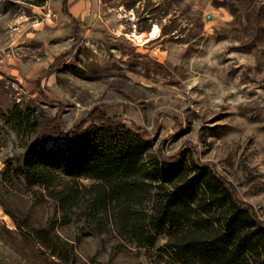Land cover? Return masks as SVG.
I'll return each mask as SVG.
<instances>
[{"label": "rangeland", "instance_id": "rangeland-1", "mask_svg": "<svg viewBox=\"0 0 264 264\" xmlns=\"http://www.w3.org/2000/svg\"><path fill=\"white\" fill-rule=\"evenodd\" d=\"M61 4L0 0V264H177L166 235L142 246L111 215L99 221L93 179L72 181L62 205L63 184L15 173L37 150L58 160L80 148L49 133L52 119L116 113L153 150L190 145L264 221V0H70L75 37Z\"/></svg>", "mask_w": 264, "mask_h": 264}, {"label": "trees", "instance_id": "trees-1", "mask_svg": "<svg viewBox=\"0 0 264 264\" xmlns=\"http://www.w3.org/2000/svg\"><path fill=\"white\" fill-rule=\"evenodd\" d=\"M68 1L62 0L61 10L73 37L79 36L81 20ZM61 54L40 77L52 71ZM48 131L81 142L80 148L58 160H50L43 150L32 153L14 168L27 185L63 184L59 198L67 205L76 195L72 181L93 179L87 188L93 194L92 208L103 215L99 221L111 215L118 232L142 246H153L159 235H166L164 249L177 264H264V221L190 145L170 155L153 150V137L141 126L109 112L69 128L52 119ZM63 177L71 183L62 182ZM37 235L45 246L53 245L46 234Z\"/></svg>", "mask_w": 264, "mask_h": 264}, {"label": "crops", "instance_id": "crops-1", "mask_svg": "<svg viewBox=\"0 0 264 264\" xmlns=\"http://www.w3.org/2000/svg\"><path fill=\"white\" fill-rule=\"evenodd\" d=\"M69 2H70V0L68 1V7H69ZM70 10V9H69ZM71 11V10H70ZM72 13V12H71ZM73 14V13H72ZM74 15V14H73ZM74 16H76V15H74ZM77 17V16H76ZM78 18V17H77ZM79 19V18H78ZM152 30V29H151Z\"/></svg>", "mask_w": 264, "mask_h": 264}]
</instances>
